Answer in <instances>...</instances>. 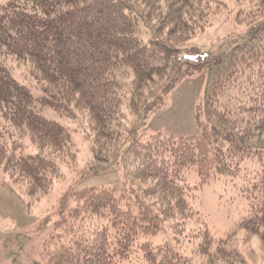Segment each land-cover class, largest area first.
I'll return each instance as SVG.
<instances>
[{"label": "trees", "instance_id": "16d2710c", "mask_svg": "<svg viewBox=\"0 0 264 264\" xmlns=\"http://www.w3.org/2000/svg\"><path fill=\"white\" fill-rule=\"evenodd\" d=\"M138 1L146 9L137 8ZM187 1L165 0L170 23L181 24ZM162 7V0L0 2V185L22 179L29 181V194L47 193L61 176L57 161L73 157L69 130L40 113L37 99L68 115L86 110L98 137L104 138L120 121L121 66L130 68L136 88L164 79L161 94L144 106L147 115L177 82L202 72L204 63L188 60V51L154 33L143 37L147 18H159ZM9 58L31 67L53 92L45 89L47 94L34 96L13 75ZM203 100L195 112L199 132L184 136L157 131L131 138L126 150L134 155L125 174L139 181L142 190L135 207L123 203L112 186L75 191L76 204L60 209L55 231L44 242L46 264H125L139 251L145 264H188L191 259L182 255L176 241L188 235L192 219L203 227L191 237L198 239L196 255L203 264H246L230 248L235 231L216 236L192 208L196 187L182 176L195 168L200 183H206L220 176L235 178L243 167L241 189L248 211L238 227L264 242V146L251 143L264 134V22L232 48ZM24 137L37 147L36 154L20 152ZM244 159L251 164L241 165ZM143 194L162 197L164 207L159 198L147 201ZM164 227L173 232L176 244L154 247L141 240Z\"/></svg>", "mask_w": 264, "mask_h": 264}, {"label": "rangeland", "instance_id": "374dc122", "mask_svg": "<svg viewBox=\"0 0 264 264\" xmlns=\"http://www.w3.org/2000/svg\"><path fill=\"white\" fill-rule=\"evenodd\" d=\"M5 1L0 0L1 3ZM137 3V8L146 9L142 2ZM162 4L159 18L158 14L147 18L143 37L150 38L154 33L156 38H164L168 43L188 51V60L204 63L202 72L177 82L164 95L163 103L147 115L144 106L161 94L164 79L158 77L136 88L132 83L130 68L121 66L117 72L121 97L120 121L117 120L116 129L113 126L112 135L104 138L98 137L95 123L86 110L75 109L68 115L41 104L37 99L35 106L40 113L69 130L75 153L72 158L57 161L61 176L56 178L47 193L29 194V181L22 179L17 180L15 185L9 182L0 185V264H46L41 255L44 242L55 231L54 223L59 218L60 209L66 211L76 204L75 191L81 187L112 186L122 194L123 203L135 207L142 190L139 189V181L125 174L134 155L126 150L131 138L137 135L142 139L157 131L184 136L199 132L195 112L215 71L224 64L232 48L264 22V0H188L181 24L176 26L165 17L169 7L165 0H162ZM176 61L178 64L179 60ZM8 65L13 75L28 86L34 96L47 94L45 89L53 92L28 65L17 63L13 58L8 59ZM169 66H172V62ZM168 74L172 72L168 71ZM232 93L233 90L225 95ZM138 107L139 110H136ZM233 117L236 118V114ZM21 141L23 147L20 152L23 154L38 152L28 138L24 137ZM251 143L264 146V134ZM251 162L244 159L241 165L247 166ZM242 174L243 167L235 178L220 176L200 183L196 169L188 168L183 172L182 181L196 187L190 203L197 214H201L208 228L216 236L235 231L230 248L240 252L246 264H264V242L261 237L238 227L248 211V200L241 189L244 184ZM158 198L160 206L164 207L165 202L158 195L146 197V200L155 201ZM194 220L188 222V235H183L176 243L182 255L191 259L188 264H203L196 255L198 239H191L195 231L203 227ZM111 232L114 233L113 229ZM141 240L151 242L154 247L166 242L176 244L173 232L167 227ZM142 253H133L131 262L121 260L125 264H145Z\"/></svg>", "mask_w": 264, "mask_h": 264}]
</instances>
